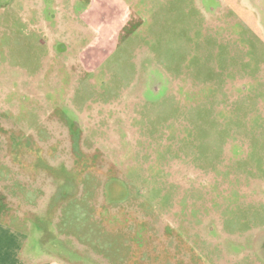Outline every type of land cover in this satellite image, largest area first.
<instances>
[{
	"label": "rangeland",
	"instance_id": "1",
	"mask_svg": "<svg viewBox=\"0 0 264 264\" xmlns=\"http://www.w3.org/2000/svg\"><path fill=\"white\" fill-rule=\"evenodd\" d=\"M94 7L0 0L6 247L23 264H264V0Z\"/></svg>",
	"mask_w": 264,
	"mask_h": 264
},
{
	"label": "crops",
	"instance_id": "2",
	"mask_svg": "<svg viewBox=\"0 0 264 264\" xmlns=\"http://www.w3.org/2000/svg\"><path fill=\"white\" fill-rule=\"evenodd\" d=\"M54 1L59 2L61 4L63 3V0H54ZM76 1H77V4L79 3V4H81V6L85 5L86 2H90V4L92 5V8H90L89 10H86L87 9L86 8L85 11H84V9H82L81 11H82V14H85L88 11H90V13H92V15L97 14V13H94L96 11H93L95 8L94 7L95 4L96 5H107L110 3V0H83L84 4L82 5V3L79 2V0H76ZM55 11H58L59 17H61V19H62V11H64V9H62V8L60 10L56 9ZM106 14H107V11H106V13L103 14V16H105ZM88 20L93 23V20L91 17ZM88 32L91 33V29H88ZM6 230H7V228L5 227V225L3 223H0V264H2L1 263L2 255H4L7 252H9L11 254V257H12L11 260L9 261V264H23L22 261L20 260V257H19L20 252H21V248H22L20 239L16 238V240H14V244L11 243V245H9L7 248L6 247V245H7L6 239L8 238V236H7L8 234H7ZM11 233H13V232H11Z\"/></svg>",
	"mask_w": 264,
	"mask_h": 264
}]
</instances>
